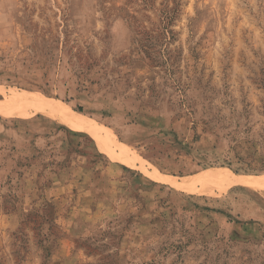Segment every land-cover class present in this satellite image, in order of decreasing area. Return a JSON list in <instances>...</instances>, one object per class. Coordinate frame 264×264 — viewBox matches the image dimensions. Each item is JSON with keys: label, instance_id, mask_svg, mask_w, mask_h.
Wrapping results in <instances>:
<instances>
[{"label": "rangeland", "instance_id": "rangeland-1", "mask_svg": "<svg viewBox=\"0 0 264 264\" xmlns=\"http://www.w3.org/2000/svg\"><path fill=\"white\" fill-rule=\"evenodd\" d=\"M19 91L91 127L0 109V264H264V192L169 179L264 180V0H0Z\"/></svg>", "mask_w": 264, "mask_h": 264}, {"label": "bare ground", "instance_id": "bare-ground-1", "mask_svg": "<svg viewBox=\"0 0 264 264\" xmlns=\"http://www.w3.org/2000/svg\"><path fill=\"white\" fill-rule=\"evenodd\" d=\"M6 108L41 109L55 114L56 116L64 120H68L80 127H83L84 129H88L89 127H91L89 126V121H86L82 119L79 115L74 114L69 108L65 107L62 103L53 99H48L38 93L32 94L20 91L13 92L7 99L0 100V109ZM107 139L105 138L104 140ZM101 140L102 139H100V141ZM104 140L102 141L104 142ZM103 142L102 144L101 142L99 144L101 150H105ZM107 146L109 145L107 144ZM169 179L171 182H173V184H176L178 188L184 190H194V188H196L197 186H201L204 187L203 189H207L209 191H213L216 188L221 189L232 179H235L238 184L244 187L264 192V180L256 177L237 176L225 167L208 168L198 174L189 176L188 178H182L180 182L174 180L173 178Z\"/></svg>", "mask_w": 264, "mask_h": 264}, {"label": "trees", "instance_id": "trees-1", "mask_svg": "<svg viewBox=\"0 0 264 264\" xmlns=\"http://www.w3.org/2000/svg\"><path fill=\"white\" fill-rule=\"evenodd\" d=\"M263 167L262 168H264V165H262Z\"/></svg>", "mask_w": 264, "mask_h": 264}]
</instances>
